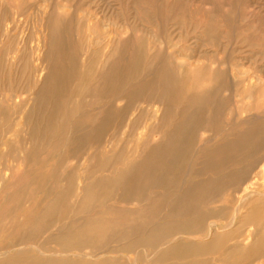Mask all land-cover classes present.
<instances>
[{"label":"rangeland","instance_id":"1","mask_svg":"<svg viewBox=\"0 0 264 264\" xmlns=\"http://www.w3.org/2000/svg\"><path fill=\"white\" fill-rule=\"evenodd\" d=\"M263 171L264 0H0V264H264Z\"/></svg>","mask_w":264,"mask_h":264},{"label":"bare ground","instance_id":"2","mask_svg":"<svg viewBox=\"0 0 264 264\" xmlns=\"http://www.w3.org/2000/svg\"><path fill=\"white\" fill-rule=\"evenodd\" d=\"M42 72V71H41ZM47 79V78H46ZM164 84V83H163ZM165 85V84H164ZM192 98V97H191ZM157 108V107H156ZM158 109V108H157ZM156 111V110H155ZM161 111V110H160ZM188 111V110H187ZM186 111V112H187ZM183 112H185V110L183 111ZM189 112V111H188ZM188 114V113H187ZM186 114V115H187ZM183 115V114H182ZM159 120H160V118H159ZM162 120V119H161ZM175 128H177V127H175ZM241 139H243L242 141H245L246 140V137H243V138H241ZM239 141H241L240 139H239ZM241 141V142H242ZM243 146H244V144H243ZM170 156V155H169ZM150 160V159H149ZM135 162V161H134ZM153 163V162H152ZM158 163V162H157ZM156 163V164H157ZM166 163V162H165ZM149 164H151V162L149 163ZM153 164H155V163H153ZM153 164H151V165H153ZM167 164V163H166ZM161 166V165H160ZM153 167V166H152ZM157 167V166H156ZM163 167V166H162ZM163 168H167L166 166H164ZM129 169V168H128ZM157 170H161V169H157ZM162 171V170H161ZM153 172V171H152ZM156 172V171H155ZM163 172V171H162ZM150 174H147V173H145V172H141L140 174H139V178H140V180L142 181L141 183H145L144 182V180H146L147 182H146V184L148 183V178L149 177H151V172H149ZM159 173V172H158ZM263 173H264V171H263ZM154 174H157V173H154ZM165 174V173H164ZM167 175V174H166ZM155 177V176H154ZM165 177V176H164ZM166 177H168V175L166 176ZM122 178V177H121ZM134 178V177H133ZM119 179V178H118ZM124 179H126V177L124 178V176H123V180ZM127 179H129V176L127 177ZM126 179V180H127ZM159 179V178H158ZM163 179V178H162ZM116 180V179H115ZM164 180V179H163ZM166 180V179H165ZM117 181V180H116ZM150 181V180H149ZM160 181V180H159ZM247 181V180H246ZM134 182V181H133ZM153 182V181H152ZM125 184L127 183V182H124ZM140 182L138 183V185L139 184H141ZM120 184H121V181H120ZM145 184V185H146ZM243 184V183H242ZM128 185V184H127ZM137 185V184H136ZM136 185L134 186V188H136ZM254 185H255V182L254 181H249V182H245L244 184H243V188H242V190L244 191V195L242 196L243 197V200L244 199H246V197H248L249 195H256V197H258V196H261V197H259L258 199L255 197V200L254 201H252L251 202V204H249L250 206V209H248L249 211H247V212H245L244 213V216L241 218L242 220H240L241 222L243 221V222H247V223H249V227L247 228V230H246V235H245V237L243 238V241H248L249 239H251V240H253V242L248 246V247H245L244 248V250L241 252V255H240V257H238L239 259H241V260H254V259H258L259 257H261V256H263L264 255V192H259V191H256L255 189H253L254 188ZM130 186H131V184H130ZM129 186V187H130ZM143 186V185H142ZM142 186H140V189H141V187ZM139 187V186H138ZM126 190H128V188H126ZM138 190V189H137ZM137 190H136V193H137ZM125 191V190H124ZM135 191V190H134ZM141 191V190H140ZM127 192V191H126ZM139 192V191H138ZM135 193V194H136ZM140 193V192H139ZM139 193H137L138 195H139ZM251 197V196H250ZM253 197V198H254ZM261 199V200H260ZM252 200V199H251ZM241 201V200H240ZM184 213V212H183ZM243 215V214H242ZM199 220V219H198ZM232 221V220H231ZM184 222V221H183ZM182 222V223H183ZM187 222V221H186ZM240 222V223H241ZM178 223V222H177ZM180 223V222H179ZM246 223V224H247ZM246 224H244V225H246ZM199 225V224H198ZM240 225V224H239ZM243 224H241V226H242ZM190 226H192V225H189V226H187V227H190ZM193 226H194V224H193ZM197 226V225H196ZM159 227V226H158ZM185 227V226H184ZM191 228H193V227H191ZM239 226H237L236 227V229H234V230H232V232H230V234H233V233H237L238 231H239ZM182 229H184L182 226H180V224H176V225H174V226H169V227H166V228H164V229H161V228H159L158 230L156 229V231H153V233H155L154 235L152 234V235H150L149 236V240L154 244L155 243V245H157L158 243H159V241L161 242V241H163V240H165V238L169 235V234H172V233H170V232H168V230H182ZM227 229V228H226ZM245 230V229H244ZM197 231H198V229H197ZM157 232V233H156ZM173 232V231H172ZM176 232V231H175ZM186 232V231H185ZM239 233V232H238ZM229 234V235H230ZM245 234V233H244ZM147 235V234H146ZM175 235H177V233L175 234ZM226 235V234H225ZM85 236V235H84ZM223 236V235H222ZM174 237V236H173ZM233 237V236H232ZM231 237V238H232ZM89 238V237H88ZM139 238V237H138ZM145 238V237H144ZM147 238H148V236H147ZM169 238H171V237H169ZM137 238H135V240H136ZM146 239V238H145ZM213 239H214V241L212 240L209 244H205V245H200V244H198L197 242H196V244H185V245H183V246H178V247H175V248H171V249H169V250H165L166 248H164V253L163 252H161L162 253V255L164 254V257H171V258H177L179 255H182V254H190V253H196V252H199V251H201V250H204V249H207V248H210V247H214V246H216L217 244H219V243H221V240H223V237H222V239H219V238H217V237H213ZM135 240H134V242H135ZM174 240V239H173ZM177 240V239H176ZM139 241V240H138ZM137 241V242H138ZM141 241H142V239H141ZM82 242H84V241H82ZM146 242H147V239H146ZM223 242V241H222ZM130 243H133V242H130ZM144 243H145V240H144ZM161 243H163V242H161ZM189 243V242H188ZM128 244V243H127ZM138 244H139V242H138ZM150 245H152L151 247H153V249H154V246H153V244H151V243H149ZM165 244H167V243H165ZM133 246V245H132ZM132 246H129V247H131V248H133ZM135 246H136V244H135ZM149 246V245H148ZM160 246V245H159ZM162 246H163V244H162ZM174 246V245H173ZM126 248L127 246H123V248ZM150 247V246H149ZM156 249V248H155ZM212 250V249H211ZM204 251H206V250H204ZM201 253V252H200ZM200 253H196V254H200ZM4 254V253H3ZM16 254V253H15ZM85 254V253H84ZM185 254V255H186ZM50 255V254H49ZM72 255V254H71ZM161 255V257H163ZM60 256V255H59ZM86 256V255H85ZM160 256V255H159ZM239 256V255H238ZM50 257H53L52 256V254H51V256ZM50 257L48 258V259H46V260H48L49 262L50 261H52L51 259H50ZM118 257V256H117ZM56 258V257H55ZM67 258V257H66ZM65 258V259H66ZM88 258V257H87ZM160 258V257H159ZM159 258H157V259H159ZM60 259V258H59ZM46 260H45V262H46ZM62 260V259H61ZM64 260V259H63ZM70 260V259H69ZM119 261V260H118ZM34 262V261H33ZM43 262V261H42ZM44 262V263H45ZM70 262V261H69ZM107 262H108V260H107ZM39 263V262H38ZM41 263V262H40ZM39 263V264H40ZM44 263H42V264H44ZM47 263V262H46ZM45 263V264H46ZM68 263V262H67ZM66 263V264H67ZM109 263V262H108ZM119 263V262H118ZM36 264V263H35ZM63 264H65V263H63ZM113 264V263H112ZM168 264V263H167ZM170 264H178V263H175V262H171ZM189 264V263H188ZM190 264H196V263H190Z\"/></svg>","mask_w":264,"mask_h":264}]
</instances>
